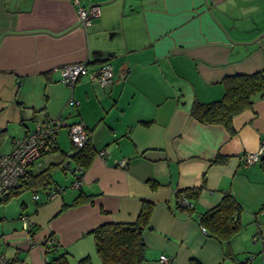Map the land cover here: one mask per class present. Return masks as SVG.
<instances>
[{
	"label": "crops",
	"instance_id": "obj_1",
	"mask_svg": "<svg viewBox=\"0 0 264 264\" xmlns=\"http://www.w3.org/2000/svg\"><path fill=\"white\" fill-rule=\"evenodd\" d=\"M80 2L99 4L88 26L78 23L72 0H0V130L11 133L1 152L37 122L57 117L83 122L94 151L74 184V148L66 126L58 129L53 150L28 168L61 163L49 188L32 191L37 197L29 206L22 200L21 213L7 212L10 199L0 203V252L44 264L53 238L69 264L85 256L103 264L91 230L135 221L141 200H148L154 208L142 231L145 264H158L162 254L172 264H237L251 256L250 264H264V171L260 160L241 159L264 142V98L233 116L232 134L189 112L194 99L221 98L224 76L264 72V0ZM76 62L89 72L110 63L111 84L101 87L87 74L72 87L63 83L62 66ZM216 154L226 161L210 164ZM200 184L197 197L186 196L191 207L178 202L177 190ZM55 186L63 189L52 195ZM80 191L91 201L63 208ZM224 193L239 201L241 224L252 230L245 237L241 228L231 239V256L198 220Z\"/></svg>",
	"mask_w": 264,
	"mask_h": 264
},
{
	"label": "trees",
	"instance_id": "obj_2",
	"mask_svg": "<svg viewBox=\"0 0 264 264\" xmlns=\"http://www.w3.org/2000/svg\"><path fill=\"white\" fill-rule=\"evenodd\" d=\"M221 83L223 85L221 98L209 102L194 99L189 106V112L201 124H219L232 134L234 133L232 127L233 116L244 109L250 108L256 96L264 98V72L256 71L226 75L221 79ZM16 103L23 108L19 102ZM3 133L4 130H0V138ZM93 155L94 151L91 149L90 138L85 147L74 149L73 153H70L75 163L80 165L83 170L90 164ZM261 156L259 158L260 167L264 171V157L261 158ZM226 159V156L216 154L209 162L210 164H220L224 163ZM59 165L61 163L48 165L37 172L27 170L15 189L0 200V203L6 202L26 190L36 191L49 188L52 171L54 167ZM149 182L152 187L157 186L155 180H149ZM202 188L203 185L200 184L179 189L176 191V197H179L180 194L197 197ZM90 201L91 196L80 191L70 203L64 204L63 208ZM153 208L154 204L152 202L141 200L140 210L135 221L105 222L91 230L96 254L103 264H145V245L142 239V231L148 226ZM241 211L242 206L239 201L232 194L224 193L214 206L199 215L200 225L205 227L209 234L215 236L222 243L227 256L232 255L230 249L231 239L242 228L239 218ZM58 245L56 240L52 238L47 246L51 254L48 255L44 264H69L68 253L65 250H59L60 246ZM76 264L92 263L90 258L85 256L79 259ZM237 264H249V259L237 262Z\"/></svg>",
	"mask_w": 264,
	"mask_h": 264
},
{
	"label": "built area",
	"instance_id": "obj_3",
	"mask_svg": "<svg viewBox=\"0 0 264 264\" xmlns=\"http://www.w3.org/2000/svg\"><path fill=\"white\" fill-rule=\"evenodd\" d=\"M77 6V21L83 26L91 24L92 19L100 14L99 4L83 5L80 0H72ZM89 75L101 87H108L112 82L113 70L108 62H103L95 71L89 72L85 62H76L64 64L61 68V81L72 87L75 81L82 75ZM74 103L78 101L74 100ZM62 126H66L69 141L74 149H81L86 146L90 135L85 124L81 121L66 124L62 118H51L46 122H37L35 127L28 131L24 136L14 138L11 142L10 149L0 153V200L6 197L19 184L21 178L29 167L39 164L41 156L47 152L53 145L56 133ZM264 153V142H262L255 152H247L241 156L245 165L258 161ZM103 157L104 151L97 152ZM118 165L124 166L123 160L118 161ZM72 171L75 173L74 184L80 181V174L83 168L76 164ZM63 189V186H55L51 189V194H56ZM37 197L36 194L33 195ZM178 202L185 206L191 207L192 203L185 195L180 194ZM23 228L29 226L25 217L22 218ZM202 231L206 228L201 226ZM51 240H49L50 242ZM173 257L162 254L158 259V264H172ZM0 264H23L19 260H10L0 252Z\"/></svg>",
	"mask_w": 264,
	"mask_h": 264
},
{
	"label": "rangeland",
	"instance_id": "obj_4",
	"mask_svg": "<svg viewBox=\"0 0 264 264\" xmlns=\"http://www.w3.org/2000/svg\"><path fill=\"white\" fill-rule=\"evenodd\" d=\"M10 137H11V133H9V134H6V133H3L2 135H1V138H0V153H1V151H3L4 149H6L7 148V146L9 145V141H10ZM67 145H68V148L70 149V148H73V146H72V144L70 143V141L68 140V143H67ZM50 158V157H49ZM45 161H46V158H45ZM70 164H73L72 162H70ZM37 192H39V191H37ZM32 195H33V193H32V190H26V191H23V192H20L18 195H15V196H13L11 199H10V203L9 204H11V205H9V207H8V209H7V212L9 211L10 213H12V212H20L21 210H20V206H19V204H20V202L22 201V200H25V202L27 203V205L29 206L31 203H33L32 202ZM2 209V207L0 206V210ZM21 213V212H20ZM252 230L250 229V227L249 226H245V225H243L242 226V234H243V236H245V237H251V232ZM250 246V245H249ZM251 256V255H250ZM251 257H253V256H251ZM249 258V260L252 262V258ZM245 259H243V261H244ZM248 260V259H247ZM250 264V263H249Z\"/></svg>",
	"mask_w": 264,
	"mask_h": 264
}]
</instances>
